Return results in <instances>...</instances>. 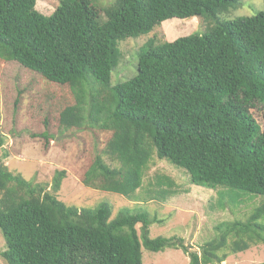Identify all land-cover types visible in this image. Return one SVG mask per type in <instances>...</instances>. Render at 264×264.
Instances as JSON below:
<instances>
[{
	"label": "trees",
	"instance_id": "obj_1",
	"mask_svg": "<svg viewBox=\"0 0 264 264\" xmlns=\"http://www.w3.org/2000/svg\"><path fill=\"white\" fill-rule=\"evenodd\" d=\"M36 2L0 0V58L18 62L55 88H70L74 102L59 114L65 132L108 138L104 148L95 142L85 185L139 203L166 201L179 192L174 177L157 173L143 186L155 154L183 170L191 184L216 190L222 210L236 206L226 197L243 192L262 200L245 220L215 225L217 235L198 251L183 237H151L150 225L165 220L144 207L123 206L113 214L107 202L82 209L66 204L56 196L65 169L56 171L48 189L11 171L5 152L0 231L7 263L144 264L145 247L182 249L188 264H222L230 251L264 244V131L251 113L264 104V10L227 21L218 13L243 6V0H59L46 15ZM200 16L214 19L210 32L159 44L150 40V49L139 52L136 76L112 84L121 39L169 19ZM45 128L32 136L49 145L56 137L48 119ZM4 142L0 131V148ZM243 199L240 206L246 207L255 198Z\"/></svg>",
	"mask_w": 264,
	"mask_h": 264
},
{
	"label": "rangeland",
	"instance_id": "obj_2",
	"mask_svg": "<svg viewBox=\"0 0 264 264\" xmlns=\"http://www.w3.org/2000/svg\"><path fill=\"white\" fill-rule=\"evenodd\" d=\"M110 4L114 0H100ZM244 5L230 7L218 13L220 20H233L239 16H253L264 10V0H243ZM59 0H37L36 8L43 14H52L59 6ZM215 24L214 19L206 16L164 21L152 31L136 37H127L119 41L121 51L119 66L112 74V84L124 83L136 76L138 59L141 50H149L150 40L157 44L190 34L210 32ZM68 88V89H67ZM55 88L44 82L41 76L16 61L0 58V131L4 136V145L0 154L8 152L4 163L14 173L22 174L34 183L48 184L51 188L57 170H66L61 189L56 193L59 200L70 206L96 208L102 202L113 207L115 214L121 207H144L151 215L164 218L165 222L150 225V236H179L191 244L193 249L200 250L201 245L217 235L215 225L229 220H245L261 196L242 193L240 197H226L236 206L222 210L217 204V191L191 184L189 176L178 170L166 160H160L153 154L149 168L144 177L145 187L150 177L157 173H166L176 179L179 192L166 201H149L139 203L110 190L87 186L82 182L83 175L92 162L95 154V142L104 148L107 137H95L92 140L85 131L65 132L59 121V114L64 105L74 102L69 87ZM65 89V90H64ZM251 113L264 131V104H257ZM49 121V133L55 135L49 145L44 138L33 137V133L43 132L45 120ZM92 128V127H91ZM86 129H88L86 127ZM63 132V133H62ZM62 133V134H61ZM109 161V158L106 156ZM143 187L138 191L144 195ZM244 197L255 198L246 207L240 206ZM245 202V200H244ZM243 203V202H242ZM246 210V211H244ZM264 224V217L260 220ZM140 224L137 225L140 230ZM231 242V241H230ZM6 249V241L0 231V264H8L1 251ZM144 264H188L189 257L182 249L167 248L153 252L142 249ZM264 262V244L252 245L248 250L238 253L229 252L222 264H256Z\"/></svg>",
	"mask_w": 264,
	"mask_h": 264
}]
</instances>
